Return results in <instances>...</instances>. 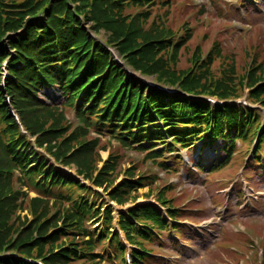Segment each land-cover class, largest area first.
<instances>
[{
    "label": "trees",
    "instance_id": "1",
    "mask_svg": "<svg viewBox=\"0 0 264 264\" xmlns=\"http://www.w3.org/2000/svg\"><path fill=\"white\" fill-rule=\"evenodd\" d=\"M145 1L0 0V264H38V260L44 264H59V260L65 263V259L74 256L90 260L97 257L94 250L105 240L109 241L121 264L126 262L124 245L118 233L111 231V207L103 212L102 231L93 233L86 222L101 216V212L94 211L88 199L81 196L74 199L59 194L51 198L72 201L73 217L68 221L77 222L72 234L85 240L83 249L70 247L47 257L41 253L43 246L51 244L45 236L34 238L27 228H21L16 230L17 237L10 238L8 214L15 200V194L11 193L16 181H27L45 197L55 188L66 187L71 190L68 193L86 190L80 182L51 165L28 141L29 135L35 139L36 147H46L51 152L52 142L59 138L58 131L63 130L62 121H66L59 106L40 96L45 89L57 87L65 105L76 107V116L83 123L73 135L77 139L88 135L85 126H95L125 146L146 152L145 159L167 169L170 160L164 159L163 151L191 150L195 143H200L201 152L208 144L221 143L226 156L218 168H224L239 151V143L251 145L259 136L253 162L264 163L262 116L255 108L229 102L234 99L232 81L214 79L210 74L214 55L211 53L204 60L196 55L190 67L180 69L177 67L179 53L191 39L190 35L174 41L173 36L161 30L145 29L141 23L148 21V15L143 17V22L138 17L127 23L124 7L143 5ZM85 22H91L95 32L103 30L108 35L107 40L102 43L95 39L85 28ZM112 48L131 70L146 78L155 77V83L177 92L149 87L128 75L115 60ZM216 52V56H220V51ZM3 66L8 71L5 80ZM201 97H217L223 103L212 105ZM249 100L264 108V84L251 91ZM11 106L28 135L22 132L11 114ZM49 109L61 111L56 115ZM88 143L80 144L93 148L97 139ZM158 145L164 147L162 151L154 149ZM175 161L180 162V157ZM76 163L86 169L85 162L82 164L78 160ZM114 165L115 161L107 163V173L96 181L99 185L103 184L108 172H114ZM212 168L210 173L218 169ZM17 172L19 175L15 177ZM156 180V177L137 178L133 171L128 172L110 198L124 205L133 199L131 192L145 186L150 188V196ZM165 194L166 191L159 187L153 195L167 210L172 228L161 211L150 204H137L128 214H119V224L128 242L138 249L133 252L134 264L148 261L151 252L146 243L160 241V233L183 232L184 227L176 223L182 217L181 210ZM133 203H136L135 196ZM41 225L44 233L49 226ZM63 226L56 232V238L67 233L68 229L65 224ZM34 239L41 242L32 248Z\"/></svg>",
    "mask_w": 264,
    "mask_h": 264
},
{
    "label": "rangeland",
    "instance_id": "2",
    "mask_svg": "<svg viewBox=\"0 0 264 264\" xmlns=\"http://www.w3.org/2000/svg\"><path fill=\"white\" fill-rule=\"evenodd\" d=\"M144 4H130L124 7L123 16L127 23L138 17L143 22V17L148 15V21L141 23L145 29L161 30L168 36H173L174 41L190 35L191 39L186 47L181 48L177 67L186 69L192 65L194 56L198 55L204 60L212 53L215 59L210 66L211 76L226 82L232 81L234 99L229 102L251 105L261 114L264 123V108L249 100L251 91L264 84V0H146ZM85 28L98 41L104 43L107 40L108 35L103 30L95 32L91 22H85ZM111 50L117 63L129 75L140 78L151 86H157L155 77L146 78L131 70L118 53L113 48ZM216 51H220V56H216ZM43 94L45 96H40L51 103L49 98L54 99L53 103L63 110L66 121H62L63 130L58 131L59 138L52 142L51 152H48L46 147L35 149L46 156L51 165L62 170L63 174L76 175L74 177H78V182L88 189H76L68 193L71 190L66 187L55 188L52 194L45 197L41 190L27 184V181H16L12 184L11 193L15 194V200L8 214L11 239L17 237L16 230L21 228H27L34 238L45 236L46 241L51 244L43 246L41 253H45L47 257L51 256V253L58 255L70 247H86L82 237L72 234L77 222L68 221L73 217L70 211L72 201L59 197L51 198L65 194L64 197L74 199L79 196L88 197L94 211L101 212V216L86 222V226L93 232L101 228L99 221L103 212L111 207L113 233L117 231L122 242L126 243V234L119 229L120 212L128 214L138 203L156 202V196L153 194L155 189L160 187L166 191L167 198H172L174 206L181 210L184 223L181 226L184 227V232L176 231L181 242L179 245L170 241L174 239L171 232L162 233L167 239L166 244L161 240L158 243H146V247L154 253L151 259H147L151 260L152 264H264V165L256 166L250 162L254 153L252 145L243 144L228 166H218V169L211 173L209 171L214 167L213 164L216 161L217 165L220 163L217 157H223V153L218 150L213 157L211 147L204 151V170L194 169L196 154L192 152L191 157L186 151L181 152L180 162L171 158L176 155L165 154L164 159H170L166 169L152 160L145 159L146 152L125 146L119 140L110 138L106 131H100L98 127L85 126L89 131L88 135L85 138H75L73 135L77 128L83 125L76 116V107L65 105L64 97L57 88L45 89ZM11 108L13 109L12 106ZM49 110L54 111L56 115L61 111ZM96 139L97 144L93 148L80 144L91 143ZM33 140L35 141L34 138ZM262 153L264 156V150ZM78 160L82 164L85 162L86 169L77 165ZM114 161L116 169L114 172H108L103 184L99 185L97 179L107 173V163L112 164ZM131 171L137 178L156 177L158 187L152 186L154 193L150 196V188L141 187L137 192H131L133 199L122 205L112 200L110 194L120 188L127 173ZM18 175L19 172L15 177ZM170 186H173V189L169 188ZM91 190L95 193H89ZM239 191L245 193L241 196L242 205L236 206V193ZM231 192L233 193L230 196ZM134 196L136 203H133ZM228 198L231 200L230 205ZM162 212L165 210L162 209ZM40 224L49 226L44 233ZM64 224L68 229L67 233L56 238V232L63 228ZM189 229L196 231L191 232ZM201 230L205 231L203 235L200 234ZM34 241L30 246L32 248L41 242L36 239ZM131 249L126 243L125 252ZM36 252L33 254H37ZM94 252L100 262L96 257L84 260V257L74 256L65 259V263L59 260V264H119L114 261L107 241L99 244ZM55 256L53 260H56ZM38 262L43 264L41 260Z\"/></svg>",
    "mask_w": 264,
    "mask_h": 264
},
{
    "label": "bare ground",
    "instance_id": "3",
    "mask_svg": "<svg viewBox=\"0 0 264 264\" xmlns=\"http://www.w3.org/2000/svg\"><path fill=\"white\" fill-rule=\"evenodd\" d=\"M198 99V98H197ZM245 237V236H244Z\"/></svg>",
    "mask_w": 264,
    "mask_h": 264
}]
</instances>
